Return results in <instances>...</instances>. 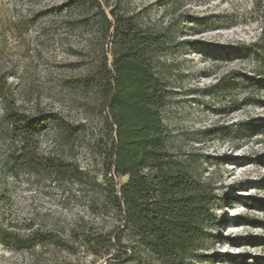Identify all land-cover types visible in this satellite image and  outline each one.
<instances>
[{
  "label": "rangeland",
  "instance_id": "rangeland-1",
  "mask_svg": "<svg viewBox=\"0 0 264 264\" xmlns=\"http://www.w3.org/2000/svg\"><path fill=\"white\" fill-rule=\"evenodd\" d=\"M261 10L264 0H0V79L6 81L0 95V196L9 199L0 210V231L51 232L72 247L24 249L0 241V264L111 261L93 255L81 240L118 236L104 189L107 179L118 188L128 181L107 178L109 111L101 89L82 84L106 66L112 70L113 31L105 18L112 21V12L168 37L152 57L169 91L161 112L168 148L215 197L210 236L194 264H264V212L256 204L264 200V88L254 74L255 60L236 54L259 36ZM12 110L46 119L39 153L61 172L9 173ZM54 125H69L72 132ZM130 256L113 264H155L141 251Z\"/></svg>",
  "mask_w": 264,
  "mask_h": 264
},
{
  "label": "trees",
  "instance_id": "trees-1",
  "mask_svg": "<svg viewBox=\"0 0 264 264\" xmlns=\"http://www.w3.org/2000/svg\"><path fill=\"white\" fill-rule=\"evenodd\" d=\"M111 16L112 21L105 18L108 32L113 31L112 70L106 66L105 71L100 69L98 76L86 77L82 84L98 86L109 111L111 152L105 155L107 178L127 177L128 181L118 188L111 183L113 179H107L104 189L105 204L117 218L118 236H84L82 246L95 256H111L108 264L128 258L129 254L133 260L139 251L155 264H194L201 259L199 253L210 236L208 227L214 222L211 207L215 197L210 186L197 179L168 148L169 135L161 112L168 102L169 91L157 77L152 62L154 52L166 46L168 37L143 29L133 18L114 12ZM259 18V36L236 54L245 53L255 60L254 74L260 88H264V10ZM254 78L246 77L251 86H255ZM5 91L6 81L0 79V95ZM7 116L11 146L5 163L9 173L17 176L19 169L61 172L58 163L39 153L40 134L49 126L44 125L46 119L36 120L13 110ZM54 126H64L72 132L69 125ZM8 200L0 196V210ZM256 204L264 212V200ZM239 220L241 225L247 224L242 217ZM261 226L264 228V222ZM0 241L24 249L46 244L68 251L72 248L53 233L41 231L27 235L0 231Z\"/></svg>",
  "mask_w": 264,
  "mask_h": 264
}]
</instances>
